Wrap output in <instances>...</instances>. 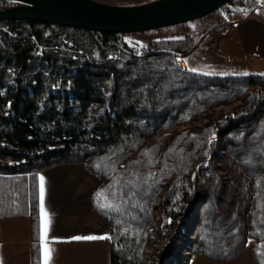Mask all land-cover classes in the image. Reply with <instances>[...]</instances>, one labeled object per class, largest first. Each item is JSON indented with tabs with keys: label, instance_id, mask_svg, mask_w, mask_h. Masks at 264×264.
Wrapping results in <instances>:
<instances>
[{
	"label": "trees",
	"instance_id": "16d2710c",
	"mask_svg": "<svg viewBox=\"0 0 264 264\" xmlns=\"http://www.w3.org/2000/svg\"><path fill=\"white\" fill-rule=\"evenodd\" d=\"M263 3L232 0L136 34L0 22V219H29L31 264H41L38 174L65 164L98 179L88 202L108 225L109 264H141L159 218L172 235L163 264L230 261L249 242L264 262V75L180 64L209 34L262 19ZM153 34L181 38L127 40Z\"/></svg>",
	"mask_w": 264,
	"mask_h": 264
},
{
	"label": "crops",
	"instance_id": "0c3cea01",
	"mask_svg": "<svg viewBox=\"0 0 264 264\" xmlns=\"http://www.w3.org/2000/svg\"><path fill=\"white\" fill-rule=\"evenodd\" d=\"M261 18L238 22L211 35L216 37L227 34L228 46L220 49L225 53L223 55H231L230 49L240 51L242 55L249 58V62L257 71L255 74L264 75L262 70L264 67V18L262 15ZM176 37L181 38V36ZM207 39L208 37H205L199 46ZM218 57L223 59L221 55ZM180 64L188 69L182 63V59ZM77 165H59L40 172L37 177L39 223H41V177L44 181V193L47 191L50 194L47 196L50 201H44L45 211L52 220L47 231V246L53 250L49 264H109V246L104 239H83L89 236L107 237L109 229L108 225L92 212L88 202V195L98 186L97 182L93 181L91 184L89 182L91 179L88 178L92 175L86 172L84 173L88 176L86 179H75L71 172ZM63 176L65 177L62 179ZM62 220L63 225L60 228ZM76 237H81V239L77 240ZM250 248L251 244L246 245L245 249L230 261L216 262L195 256L188 264H255ZM40 249L41 264H43L41 241ZM0 264H31L30 221L27 217L0 219Z\"/></svg>",
	"mask_w": 264,
	"mask_h": 264
},
{
	"label": "water",
	"instance_id": "95a60500",
	"mask_svg": "<svg viewBox=\"0 0 264 264\" xmlns=\"http://www.w3.org/2000/svg\"><path fill=\"white\" fill-rule=\"evenodd\" d=\"M4 1L13 5L0 8V22L32 21L104 34H136L202 19L232 0H155L133 6L96 0Z\"/></svg>",
	"mask_w": 264,
	"mask_h": 264
},
{
	"label": "rangeland",
	"instance_id": "374dc122",
	"mask_svg": "<svg viewBox=\"0 0 264 264\" xmlns=\"http://www.w3.org/2000/svg\"><path fill=\"white\" fill-rule=\"evenodd\" d=\"M105 4L110 5H119V6H133V5H139V3L142 2V0H96ZM263 5V4H262ZM12 6L9 2L0 0V8H6ZM259 13L264 18V6H262L259 9ZM179 35H173V36H166V35H138V36H130L127 38L128 41H131L139 46L146 45L151 40H161V39H174ZM208 39L204 41L200 46H198L193 53L189 54L188 56L182 58V63L187 66L188 70L193 71L192 69H195L196 73H201L205 75H216V76H227V75H246V74H255L257 71L253 67V65L249 62V58L242 55V53L237 50L230 49L231 55H223L225 54L223 51H220L221 48H224L225 46H228L227 42V34H224L223 36H216L212 37L211 34H209ZM218 55H221L223 57L220 58ZM181 60V59H180ZM261 71V69H259ZM258 70V71H259ZM263 73H264V67H263ZM259 71V72H260ZM230 108H226V111H229ZM78 172V173H77ZM88 173L89 171L85 168L83 164H78L74 170H72L71 174H73V177L75 179H86L88 177L87 175H84V173ZM92 175V174H91ZM65 176L62 177V179ZM91 179L89 182L92 184L93 181L97 182L98 185V179L94 177L93 175L90 176ZM61 189V187H60ZM50 195L47 191L44 193V201L48 200L50 201L49 197ZM48 204V203H47ZM195 205V203L187 205V216L190 217L192 215H197V210H191L192 205ZM194 207H197L196 205ZM48 214V213H47ZM157 214V218H158ZM49 220V226L52 223V220L48 217ZM64 220V219H63ZM63 220L60 221V228L63 225ZM160 218L157 219L154 224L153 228L154 231L152 232L153 237V245L151 248L147 249L145 251L144 258L141 262V264H162V260L164 259V252L167 250L168 241L172 237L169 236L168 238H164L162 236V231L160 229ZM105 222V221H104ZM190 234V233H189ZM189 237V236H188ZM248 244H251L249 242ZM247 244V245H248ZM179 250L182 248L180 245L178 246ZM183 250V249H182ZM186 250V249H185ZM182 253V251H181ZM174 258L179 257V252L174 251L172 252ZM188 256V254L186 255ZM185 256V257H186Z\"/></svg>",
	"mask_w": 264,
	"mask_h": 264
},
{
	"label": "snow or ice",
	"instance_id": "6c2138e0",
	"mask_svg": "<svg viewBox=\"0 0 264 264\" xmlns=\"http://www.w3.org/2000/svg\"><path fill=\"white\" fill-rule=\"evenodd\" d=\"M195 71V69H192ZM103 206V205H102ZM40 213H41V223H40V241H41V248L43 252L44 261L43 264H49V261L52 258V249L48 247V240H47V231L49 226L48 214L44 208V181L43 177H41L40 183ZM75 239L79 240L81 237H76ZM83 239L87 240H96V239H108V237H84ZM264 264V262H262Z\"/></svg>",
	"mask_w": 264,
	"mask_h": 264
},
{
	"label": "built area",
	"instance_id": "2783aa9c",
	"mask_svg": "<svg viewBox=\"0 0 264 264\" xmlns=\"http://www.w3.org/2000/svg\"><path fill=\"white\" fill-rule=\"evenodd\" d=\"M194 206V204H193ZM193 210H196V207H193ZM160 222V220H159ZM183 249V250H182ZM180 250L182 251L181 255H180V262L183 263L185 260V256L188 254V252L184 249V248H180ZM147 251V250H146ZM163 261V260H162ZM163 264V262H162Z\"/></svg>",
	"mask_w": 264,
	"mask_h": 264
},
{
	"label": "bare ground",
	"instance_id": "6f19581e",
	"mask_svg": "<svg viewBox=\"0 0 264 264\" xmlns=\"http://www.w3.org/2000/svg\"><path fill=\"white\" fill-rule=\"evenodd\" d=\"M193 207H194V206L192 205V208H191V210L193 209ZM189 208H190V205H189ZM196 209H197V208H196Z\"/></svg>",
	"mask_w": 264,
	"mask_h": 264
}]
</instances>
